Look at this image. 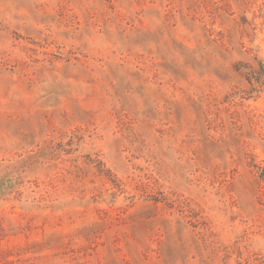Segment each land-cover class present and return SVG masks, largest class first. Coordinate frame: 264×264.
<instances>
[{
    "label": "rangeland",
    "instance_id": "obj_1",
    "mask_svg": "<svg viewBox=\"0 0 264 264\" xmlns=\"http://www.w3.org/2000/svg\"><path fill=\"white\" fill-rule=\"evenodd\" d=\"M0 264H264V0H0Z\"/></svg>",
    "mask_w": 264,
    "mask_h": 264
}]
</instances>
